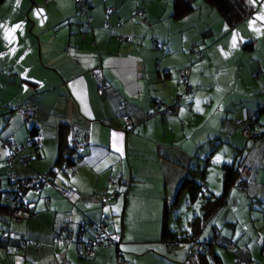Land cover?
I'll use <instances>...</instances> for the list:
<instances>
[{"label":"crops","instance_id":"1","mask_svg":"<svg viewBox=\"0 0 264 264\" xmlns=\"http://www.w3.org/2000/svg\"><path fill=\"white\" fill-rule=\"evenodd\" d=\"M259 1L236 26L225 29L224 23L220 29V19L216 30L202 21L193 34L184 19L179 24L171 16L168 0H89L83 16L74 0L0 2V143L14 140L19 156L27 157L24 165L18 159L9 165L0 145V264H183L195 251L205 254L196 264H209V254L214 264H264V0ZM136 8L140 16L130 14ZM233 29H240L239 37L235 47L228 40L225 56L220 40ZM199 44L205 51L197 57L192 51ZM185 67L189 95L178 83ZM171 97L178 105L169 115L145 116L153 99L169 103ZM26 99L35 106L27 122L15 110ZM123 114L132 121L127 130L121 128ZM253 118L244 136L241 130ZM31 130L38 146L26 143ZM76 142L79 152L72 147ZM61 146L80 159L68 163L71 172L53 171L67 164L58 158ZM224 164L247 168L244 189L229 186L223 194ZM8 168L14 178L47 179L38 189L20 191L31 207L23 221L7 216ZM190 170L201 193H180L166 213L168 230L190 238L201 203L217 196L221 201L190 240L167 247L161 237L165 204L174 201ZM180 202L185 206L178 209ZM103 217L115 242L95 245L88 258L76 234L90 236Z\"/></svg>","mask_w":264,"mask_h":264},{"label":"built area","instance_id":"2","mask_svg":"<svg viewBox=\"0 0 264 264\" xmlns=\"http://www.w3.org/2000/svg\"><path fill=\"white\" fill-rule=\"evenodd\" d=\"M88 1L89 0H74L75 3V9L76 12L78 13V15L83 16L86 14V11L88 9ZM110 10V8L108 9V11ZM141 8H136L134 10H132L130 12V14L132 16H140L141 15ZM88 21L89 18H87V21H85V24L88 25ZM151 43L156 45V41L151 40ZM193 54H195L197 57L201 56V52L200 51H192ZM187 72V67L181 69L178 73V83L179 84H183V93L185 94H191V87L189 85H187L185 83V75ZM94 73L97 77H100V72H99V68L97 67L96 69H94ZM104 90V84L102 81L98 82V86H97V92L99 94L103 93ZM178 105V100L177 97H171L169 103H165L162 102L160 100H156L153 99L152 101V107L151 109L145 114V116H151V115H169L172 111V109L176 108ZM34 109L35 106L33 104L32 101L30 100H26L24 101L21 105H19L18 107H16L15 110H17V112L20 114L21 118L27 122L30 121L32 119V116L34 114ZM121 120H122V125L121 128L122 130H127L131 127L132 125V121L129 118V116L127 114H123L121 115ZM235 124H239V122L236 120L234 122ZM255 124V119H251L248 123V125L246 124L242 130L241 133L244 136H249L250 133L248 132V127L249 125H253ZM26 143L28 145H32V146H38L40 144V138L39 136L36 135H31ZM1 147L3 149H5L6 153H5V161L7 162V164H11L13 163L16 159L19 160V162L24 165L27 161V157L26 156H19V150L21 149V147H19L17 145V143L10 139H3L1 140L0 143ZM74 151H81V144L80 143H73L72 145ZM78 156V155H77ZM74 162L79 161V157H73ZM73 167L72 165L66 164V165H62L60 167H57L55 169H53V171L55 172H61V173H65V171H72ZM249 174V171L247 170L246 167L240 165L237 166V172H236V176H235V183L238 186V188H242L245 185V176H247ZM6 176L8 177V185H9V193H8V200H7V204H6V210H7V216L11 221H23L26 218L29 217L30 213H31V207L27 204H24L19 195H20V191L24 190V189H38L42 184L47 182V179L45 177V174H40L37 175L34 178H14V176L12 175V172L10 170V168H8L6 170ZM59 193L61 195H63L64 197L68 198V199H73L75 198V195L72 193H69L68 191H64L62 189H58ZM114 192H110L108 194V198H111L114 196ZM1 204V202H0ZM262 209L264 211V204L262 205ZM262 227L264 228V220L262 223ZM14 238H18V235H13ZM76 243L79 246L83 247V252L84 255L88 258H91L94 256V251H93V247L95 245H100L104 240L107 241H111V242H115V237L113 234L108 233V229H107V219L106 218H101L95 225H94V229H93V233L90 236L87 237H82L81 233H77L76 237H75ZM62 241L65 242L67 241V237H63ZM209 244H212L214 242V237L209 239ZM176 244L175 241L173 240H165V245L167 247L170 246H174ZM203 244H207V241H205L204 243L201 244V246H203ZM261 249L264 250V236L261 239ZM233 246V242L229 241L226 244L227 248H231ZM201 250V249H200ZM199 253L198 251L195 252H191L184 260H183V264H196L199 263ZM208 262L209 264H214L213 261V257L211 254L208 255ZM241 264H245V263H241ZM248 264H254L253 262L249 261Z\"/></svg>","mask_w":264,"mask_h":264},{"label":"trees","instance_id":"3","mask_svg":"<svg viewBox=\"0 0 264 264\" xmlns=\"http://www.w3.org/2000/svg\"><path fill=\"white\" fill-rule=\"evenodd\" d=\"M206 4H209L211 6H214L216 10L221 15L225 26L227 28H232L236 26L239 22H241L245 17L250 15L253 12L252 5L249 4V0H203ZM75 5V3H74ZM191 10H193L192 6V0H172L171 4V16L174 18H181L185 15H187ZM77 13V12H76ZM78 14V13H77ZM80 16V15H79ZM154 45V44H152ZM194 50V49H193ZM199 51V50H195ZM29 100V99H26ZM24 100V101H26ZM23 101V102H24ZM22 102V103H23ZM21 103V104H22ZM31 135L33 134V131H30ZM60 145V142H59ZM70 148L67 146H64L60 148V151L58 152V158H62L63 161L68 163H73V158L69 154ZM237 172V165H222V184H223V194L226 192V188L229 186H233L236 190H242L246 186L245 185L242 188H238V186L235 183V176ZM195 171H189L186 175V177L181 180L180 184L177 187L176 193H175V199L170 205L165 204V211L163 215V221H162V231H161V237L164 240H173L175 242L179 241L180 239H187L190 240L192 235H194L201 225L206 220L207 216H209L212 211L216 208L217 204L220 203L222 196H217L214 200H205L201 203V207L203 209V212L200 217H196V222L193 220L191 222V236L190 238L186 235H177L175 232L168 230L166 226V219H167V211L175 206V200L180 195V193L186 192L190 197L196 196V194L201 193V183L193 176ZM248 176V175H247ZM247 176H245V180L247 181ZM264 215V213H263ZM264 217V216H263ZM264 220V219H263ZM197 228V229H196ZM185 231H179L178 234L183 233ZM205 254L199 253V263H201L200 256H203Z\"/></svg>","mask_w":264,"mask_h":264},{"label":"rangeland","instance_id":"4","mask_svg":"<svg viewBox=\"0 0 264 264\" xmlns=\"http://www.w3.org/2000/svg\"><path fill=\"white\" fill-rule=\"evenodd\" d=\"M150 1L155 3V0H150ZM159 1L162 2L163 0H159ZM258 1L259 0H249V4L252 5L253 8H258L259 3L261 2V1H259V2ZM171 4H172L171 0H168V5L171 6ZM262 5L264 7V3ZM192 6H193V10L189 12V13H191L189 15L191 16V18L195 19V21L189 20L188 18H186L188 16L185 15V16L177 19L179 24L183 23V19H184V24L187 25L188 31L192 32L191 34H193L194 28H198L202 24L201 23L202 21L205 23L208 22V24H209V22H211L214 26V29H216V30L218 29V25H219L218 21L220 19H222V17L214 6L206 4L203 0H192ZM222 27H224V21H222V25H221L220 29H222ZM225 29H226V26H225ZM239 30L240 29H233L231 31H227L225 33V40L224 39L220 40L221 43H223L222 41H225V56L227 54H229V52L226 54V51H229L228 45H227L228 40H229V44L231 45V47H233V43L237 42V40H238ZM187 32H185V34ZM212 49H214V46H212ZM194 50H199L201 53L204 54L205 48L203 47L202 44H199L198 48H195ZM230 52H232V51H230ZM227 56H230V55H227ZM204 57H205V55H204ZM261 60H262L261 64H264V56L260 57V61ZM223 77H225V74L223 75ZM192 203L194 206H196L195 204L198 205V201H194ZM180 206L182 208H184L185 204L183 202H180V204L177 208L180 209ZM188 211H190V210L188 209Z\"/></svg>","mask_w":264,"mask_h":264},{"label":"snow or ice","instance_id":"5","mask_svg":"<svg viewBox=\"0 0 264 264\" xmlns=\"http://www.w3.org/2000/svg\"><path fill=\"white\" fill-rule=\"evenodd\" d=\"M236 45H235V43H233V47H235Z\"/></svg>","mask_w":264,"mask_h":264},{"label":"water","instance_id":"6","mask_svg":"<svg viewBox=\"0 0 264 264\" xmlns=\"http://www.w3.org/2000/svg\"><path fill=\"white\" fill-rule=\"evenodd\" d=\"M2 0H0V2H1Z\"/></svg>","mask_w":264,"mask_h":264}]
</instances>
